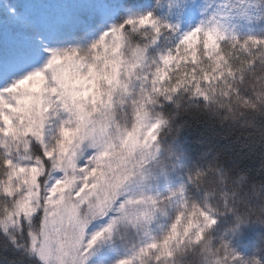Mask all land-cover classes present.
Listing matches in <instances>:
<instances>
[{
    "label": "snow or ice",
    "instance_id": "obj_1",
    "mask_svg": "<svg viewBox=\"0 0 264 264\" xmlns=\"http://www.w3.org/2000/svg\"><path fill=\"white\" fill-rule=\"evenodd\" d=\"M0 264H264V0H0Z\"/></svg>",
    "mask_w": 264,
    "mask_h": 264
},
{
    "label": "trees",
    "instance_id": "obj_2",
    "mask_svg": "<svg viewBox=\"0 0 264 264\" xmlns=\"http://www.w3.org/2000/svg\"><path fill=\"white\" fill-rule=\"evenodd\" d=\"M254 163H255V166H256L257 168H259V159H258V157L255 158Z\"/></svg>",
    "mask_w": 264,
    "mask_h": 264
}]
</instances>
